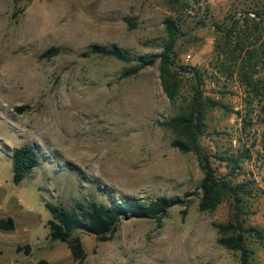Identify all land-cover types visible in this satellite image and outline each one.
Listing matches in <instances>:
<instances>
[{
  "label": "rangeland",
  "instance_id": "obj_1",
  "mask_svg": "<svg viewBox=\"0 0 264 264\" xmlns=\"http://www.w3.org/2000/svg\"><path fill=\"white\" fill-rule=\"evenodd\" d=\"M168 19L179 29L176 64L199 70L204 96L225 106L208 111L203 152L220 173L216 156L242 158L238 181L254 186L247 224L264 229V0H0V218L15 221L0 230V264H240L215 227L232 203L200 212V160L174 148L177 135L159 123L187 110L193 76L182 75L175 103L159 60L125 76L163 51ZM92 46L133 61L84 56ZM52 48L60 53L42 57ZM25 144L43 163L15 185L13 151ZM122 198L179 204L160 224L121 219L108 241L76 231L83 261L50 239L47 203L79 212V203ZM27 244L30 255L17 251ZM247 245L264 264V243Z\"/></svg>",
  "mask_w": 264,
  "mask_h": 264
},
{
  "label": "trees",
  "instance_id": "obj_2",
  "mask_svg": "<svg viewBox=\"0 0 264 264\" xmlns=\"http://www.w3.org/2000/svg\"><path fill=\"white\" fill-rule=\"evenodd\" d=\"M179 1L185 2L186 0ZM127 22L131 27H134L130 20L127 19ZM166 27L170 33V38L165 43L163 51L148 59L139 58L137 66L129 70L125 76L136 75L145 68L155 65L159 60L162 87L171 103L177 101L181 91L182 75L193 76V94L187 110L181 115L159 123L177 135V138L172 142L174 148L184 154L194 153L200 160V167L204 173V178L200 184V212H213L224 202L232 203L231 219L227 223L215 225L218 232V244L228 250L240 253V264H259L255 261L254 252L248 248L247 243L249 240H254L263 244L264 229L247 224L248 217L252 215L249 203L254 195V186L253 181H238L241 175L242 158L236 155L216 156L226 170L225 173H220L212 164L210 156L204 154L200 143L201 136L207 128L206 119L209 109L224 108L225 106L204 96V79L199 70L191 66L176 64V36L179 29L175 22L170 19L166 21ZM235 30L236 27L231 30L229 37ZM59 53L58 48H52L45 52L42 57L49 58ZM92 55L113 57L125 63L133 61L127 51L116 47L92 46L87 49L84 56ZM245 158H250V156ZM42 161L40 152L35 145L25 144L16 148L13 151L14 184L19 185L34 169L42 165ZM177 204L179 202L167 199L142 202L136 199L122 198L120 200L113 199L108 204L92 200L87 205L79 203V212H71L61 206L47 203L46 208L52 216L48 221L49 237L52 241L67 244L74 259L83 261L85 252L81 240L74 237L76 231L84 230L95 235L101 241H108L121 219L149 218L155 219L160 224L167 212ZM0 230L14 231V219L12 217L0 218ZM17 251H24L26 255H30L31 246L28 244L18 246ZM36 264L53 263L40 259Z\"/></svg>",
  "mask_w": 264,
  "mask_h": 264
}]
</instances>
